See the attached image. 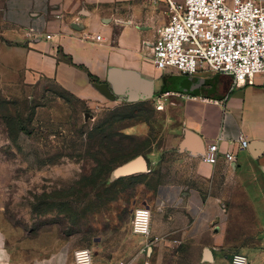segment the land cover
I'll list each match as a JSON object with an SVG mask.
<instances>
[{
	"label": "crops",
	"instance_id": "crops-1",
	"mask_svg": "<svg viewBox=\"0 0 264 264\" xmlns=\"http://www.w3.org/2000/svg\"><path fill=\"white\" fill-rule=\"evenodd\" d=\"M167 20L166 0H119L115 8L90 0H6L0 76L50 78L94 108L151 106L169 130L167 144L140 154L155 170L163 154L173 153L175 172L143 200L151 211V234L164 240L147 244L131 231L153 255L150 264H164L155 255L177 246L171 239L184 241L189 264H214L224 248L264 264V74L235 85L223 72L157 69L150 45ZM239 133L248 141L245 148L235 141ZM211 143L218 144L219 155L202 162L197 154ZM226 152L234 153V162L225 160ZM12 232L0 230V264H73L75 249L58 236L49 242L47 228ZM179 234L181 239L173 238ZM206 248L212 260L204 259ZM93 258L96 264L112 262Z\"/></svg>",
	"mask_w": 264,
	"mask_h": 264
},
{
	"label": "rangeland",
	"instance_id": "rangeland-1",
	"mask_svg": "<svg viewBox=\"0 0 264 264\" xmlns=\"http://www.w3.org/2000/svg\"><path fill=\"white\" fill-rule=\"evenodd\" d=\"M90 1L119 7V0ZM5 3L0 0V28ZM168 134L151 106L94 108L50 78L0 76V230L8 235L15 227L32 233L47 228L49 242L58 236L73 250L90 249L97 261L150 264L153 255L131 233V214L147 192L174 177L173 153L163 154L155 170L119 178L112 171L133 153L165 146ZM171 241L177 246L155 256L164 264H189L184 241ZM220 252L214 264L230 263L239 250Z\"/></svg>",
	"mask_w": 264,
	"mask_h": 264
},
{
	"label": "built area",
	"instance_id": "built-area-1",
	"mask_svg": "<svg viewBox=\"0 0 264 264\" xmlns=\"http://www.w3.org/2000/svg\"><path fill=\"white\" fill-rule=\"evenodd\" d=\"M166 7L168 20L156 29L150 45L151 61L157 69L181 74L223 72L232 76L235 85L264 74V0H166ZM235 141L244 148L248 145L243 133ZM197 155L202 162H214L218 144H209ZM223 156L229 163L235 161L233 152ZM150 222L151 211L145 203L133 208L132 233L147 244L164 240L151 234ZM72 260L73 264H96L88 248L75 249ZM229 264L250 261L236 252Z\"/></svg>",
	"mask_w": 264,
	"mask_h": 264
},
{
	"label": "water",
	"instance_id": "water-1",
	"mask_svg": "<svg viewBox=\"0 0 264 264\" xmlns=\"http://www.w3.org/2000/svg\"><path fill=\"white\" fill-rule=\"evenodd\" d=\"M148 169V162L144 155L139 154L134 158L118 165L112 171L113 178L130 176L136 173L145 172ZM204 259L212 260L213 256L209 249H204Z\"/></svg>",
	"mask_w": 264,
	"mask_h": 264
},
{
	"label": "trees",
	"instance_id": "trees-1",
	"mask_svg": "<svg viewBox=\"0 0 264 264\" xmlns=\"http://www.w3.org/2000/svg\"><path fill=\"white\" fill-rule=\"evenodd\" d=\"M119 134H120V133H116L115 136H120ZM123 137H124V136H123ZM102 138H103V136H102ZM124 138L129 139L128 136H125ZM140 153H141V151H138V152H136V153H133L131 156L127 157V158L123 161V163L126 162V161H128V160H130V159H132V158H134L135 156L139 155ZM130 176H131V175H130Z\"/></svg>",
	"mask_w": 264,
	"mask_h": 264
}]
</instances>
